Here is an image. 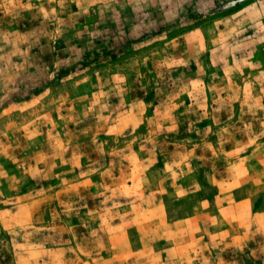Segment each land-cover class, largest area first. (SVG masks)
<instances>
[{
    "label": "rangeland",
    "instance_id": "374dc122",
    "mask_svg": "<svg viewBox=\"0 0 264 264\" xmlns=\"http://www.w3.org/2000/svg\"><path fill=\"white\" fill-rule=\"evenodd\" d=\"M0 264H264V0H0Z\"/></svg>",
    "mask_w": 264,
    "mask_h": 264
}]
</instances>
